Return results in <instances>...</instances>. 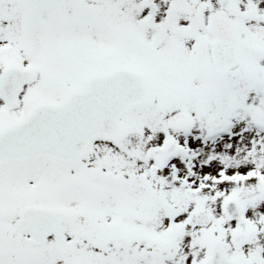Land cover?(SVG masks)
I'll return each instance as SVG.
<instances>
[{
	"label": "snow or ice",
	"instance_id": "obj_1",
	"mask_svg": "<svg viewBox=\"0 0 264 264\" xmlns=\"http://www.w3.org/2000/svg\"><path fill=\"white\" fill-rule=\"evenodd\" d=\"M0 264H264V0H0Z\"/></svg>",
	"mask_w": 264,
	"mask_h": 264
}]
</instances>
